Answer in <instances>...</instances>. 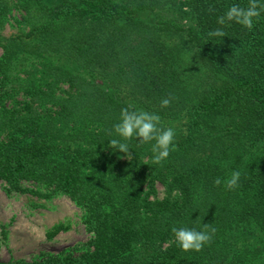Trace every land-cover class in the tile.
Segmentation results:
<instances>
[{"label": "trees", "instance_id": "1", "mask_svg": "<svg viewBox=\"0 0 264 264\" xmlns=\"http://www.w3.org/2000/svg\"><path fill=\"white\" fill-rule=\"evenodd\" d=\"M232 3L0 0V179L69 196L92 235L40 264H264V12L210 38ZM129 106L174 128L160 165L109 147ZM205 223L200 251L177 246L173 226Z\"/></svg>", "mask_w": 264, "mask_h": 264}, {"label": "rangeland", "instance_id": "2", "mask_svg": "<svg viewBox=\"0 0 264 264\" xmlns=\"http://www.w3.org/2000/svg\"><path fill=\"white\" fill-rule=\"evenodd\" d=\"M16 28L11 21L7 32ZM22 187L9 192L0 179V264H40L47 256L77 254L89 247L92 235L84 212L69 196L30 181ZM158 188L163 196V186Z\"/></svg>", "mask_w": 264, "mask_h": 264}, {"label": "clouds", "instance_id": "3", "mask_svg": "<svg viewBox=\"0 0 264 264\" xmlns=\"http://www.w3.org/2000/svg\"><path fill=\"white\" fill-rule=\"evenodd\" d=\"M264 12V0H248L247 7L238 3L230 4L223 15L217 18V24L224 26L218 27L208 32L211 37H224V28L236 23L245 29H251L254 21ZM170 104L169 98H163L160 101L161 107H167ZM111 139L108 145L113 150H120L129 153L130 142L135 139L137 145H150L151 163L160 165L166 160L170 152L175 150V130L173 127H164L161 123V116L154 111H147L143 108L129 106L121 108L118 121L112 125L110 130ZM240 171L233 170L224 180L225 187L229 190L238 186ZM220 184V178L214 181ZM209 225L203 224L200 228L196 226H173L171 231L174 235L177 246L187 252L189 250L200 251L205 244L211 240V233L215 232L212 228L208 230Z\"/></svg>", "mask_w": 264, "mask_h": 264}]
</instances>
